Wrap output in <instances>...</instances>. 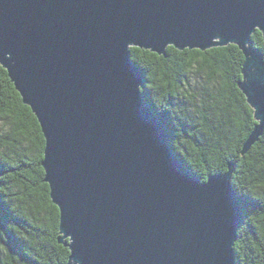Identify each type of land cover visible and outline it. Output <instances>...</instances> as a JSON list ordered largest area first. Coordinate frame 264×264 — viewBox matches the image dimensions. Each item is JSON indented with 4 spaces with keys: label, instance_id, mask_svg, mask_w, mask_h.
Here are the masks:
<instances>
[{
    "label": "water",
    "instance_id": "1",
    "mask_svg": "<svg viewBox=\"0 0 264 264\" xmlns=\"http://www.w3.org/2000/svg\"><path fill=\"white\" fill-rule=\"evenodd\" d=\"M264 0H0V66L45 138L67 264H237L244 215L228 172L193 176L142 94L131 48L236 45L264 136Z\"/></svg>",
    "mask_w": 264,
    "mask_h": 264
},
{
    "label": "trees",
    "instance_id": "2",
    "mask_svg": "<svg viewBox=\"0 0 264 264\" xmlns=\"http://www.w3.org/2000/svg\"><path fill=\"white\" fill-rule=\"evenodd\" d=\"M253 47L264 54L260 31ZM144 73L142 94L170 135L190 173L206 182L228 172L244 215L235 244L237 264H264V136L243 155L257 121L239 88L245 57L236 45L167 55L131 48ZM46 142L36 116L0 66V264H67L59 243L60 212L44 182Z\"/></svg>",
    "mask_w": 264,
    "mask_h": 264
}]
</instances>
